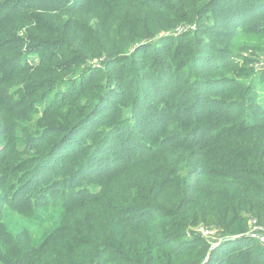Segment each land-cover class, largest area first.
Listing matches in <instances>:
<instances>
[{
	"label": "trees",
	"instance_id": "1",
	"mask_svg": "<svg viewBox=\"0 0 264 264\" xmlns=\"http://www.w3.org/2000/svg\"><path fill=\"white\" fill-rule=\"evenodd\" d=\"M261 56L264 0H2L0 261L264 264Z\"/></svg>",
	"mask_w": 264,
	"mask_h": 264
},
{
	"label": "rangeland",
	"instance_id": "2",
	"mask_svg": "<svg viewBox=\"0 0 264 264\" xmlns=\"http://www.w3.org/2000/svg\"><path fill=\"white\" fill-rule=\"evenodd\" d=\"M2 0H0L1 2ZM25 58H26V61L30 64H33V63H36V61L38 60L37 56L35 53H31V52H28L26 53L25 55ZM257 66V68L254 70V73H255V82H254V86H255V91L258 95V98L257 100L260 101L261 103L264 104V82H263V79H264V56H261L259 62L255 65ZM71 87H68V89H70ZM144 93V91H143ZM255 93V92H254ZM146 98H145V103H149L150 99H151V92L148 91L146 94ZM142 97V96H141ZM53 98V95H50L46 101H49ZM127 101L129 103H131V101H133V98H134V94L132 95H129L127 96ZM153 98V96H152ZM141 100V99H140ZM256 101V100H255ZM155 103V102H154ZM257 103V102H256ZM260 103V104H261ZM153 107H151L149 104L147 106V109L150 110L152 109ZM124 132H120L117 134V136H121L123 135ZM111 138V137H110ZM111 139L108 140V142L110 141ZM0 150H1V146H0ZM58 177V176H56ZM0 178H1V172H0ZM11 183L9 184V187H8V193H11L12 195L14 194V191L16 189L17 186H15L18 182H19V178H17V176L11 178ZM18 185V184H17ZM91 186H97V185H91ZM83 187V185L81 186ZM53 191H56L57 192V198L56 200L57 201H63L65 199V195L67 194V190L65 191L63 189L62 186H58L57 188H55L54 190L50 189V190H47L43 193H41L39 195V199H42L43 197H45L46 195H48L49 193L53 192ZM20 194H23V192H21ZM23 195H20L18 197H21ZM24 196H27L29 200H31V198L28 196V195H24ZM22 204V207L25 208L26 207V203L23 202L21 203ZM252 222H249L248 223V232L246 234H243V236L247 237V238H252L254 240H257L260 242H262V237H260L259 235H262L264 236V227L262 228V225H259L257 223H255V221L253 219H251ZM199 232L201 233V235H205L206 237H208L211 241H214V244L217 243L218 241L220 240H225L224 238L225 237H221L219 236V234L217 233V231H213L212 233H215L214 236L209 235V231L206 230V229H199ZM256 233L257 236H255V238L253 237L252 233ZM252 236V237H251ZM264 244V242H262ZM0 264H4L2 261H0Z\"/></svg>",
	"mask_w": 264,
	"mask_h": 264
},
{
	"label": "built area",
	"instance_id": "3",
	"mask_svg": "<svg viewBox=\"0 0 264 264\" xmlns=\"http://www.w3.org/2000/svg\"><path fill=\"white\" fill-rule=\"evenodd\" d=\"M252 235H253L254 238H255V236H257L256 233H254V232L252 233ZM259 236L262 237V240H263L262 242H264V236H262V235H259ZM251 237H252V236H251ZM221 241H222V240L218 241V242L215 243L212 247H213V248L216 247L219 243H221ZM259 241H260V240H259Z\"/></svg>",
	"mask_w": 264,
	"mask_h": 264
},
{
	"label": "water",
	"instance_id": "4",
	"mask_svg": "<svg viewBox=\"0 0 264 264\" xmlns=\"http://www.w3.org/2000/svg\"><path fill=\"white\" fill-rule=\"evenodd\" d=\"M233 238H234V237H231L230 239H233ZM222 241H223V240H222ZM222 241H221V242H222ZM212 248H213V247H212Z\"/></svg>",
	"mask_w": 264,
	"mask_h": 264
}]
</instances>
